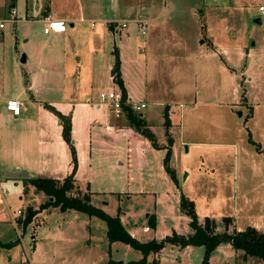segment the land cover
I'll return each mask as SVG.
<instances>
[{
	"label": "rangeland",
	"instance_id": "rangeland-1",
	"mask_svg": "<svg viewBox=\"0 0 264 264\" xmlns=\"http://www.w3.org/2000/svg\"><path fill=\"white\" fill-rule=\"evenodd\" d=\"M24 1L0 0V7L3 8L0 16L6 17L12 5L16 12L15 22H6L0 35V104L5 103L3 100L7 96L16 95L14 93L17 87L16 74L20 75L23 70L21 67L27 66L19 62V57L24 54V49L30 47L32 38L36 37L40 41L44 27L43 23L34 20V16L28 18L29 20H24V16L21 17L24 12ZM258 1L115 0L119 6L136 4L134 12H138V16L134 13L128 16V19L127 15L119 14L116 18L128 19L126 22L122 21L125 25L121 32L127 37L128 44L135 47L138 53L147 37L152 38V46L159 51L167 47L171 48L164 42L170 37L166 31L162 33L158 28L151 34L149 30L147 31L148 19L153 18L155 14L151 12L141 14L140 11L142 4L150 3L157 5L156 14H161L165 10L163 16L167 18L169 27L182 41L183 45L174 49L177 56L190 53L192 61H190L192 66L191 69L189 68L190 71H179L175 76L177 83L182 85V90L174 96L176 102L182 103L178 106L181 111L178 112L177 118L174 117L175 125L164 127L162 117L156 111L158 106L154 104H147L140 109L141 113L150 112L147 120L154 141L166 144L173 141L175 146L184 141L197 148L202 147L196 155L192 154V150L188 152L185 161L181 158L186 155L184 148H180L181 156L179 160L175 159L176 166L195 169L200 175L196 178L188 177L182 183V179H185L184 172L180 175L181 181L178 185L164 170L165 177H161L159 166L163 168L165 150L151 147L152 149L147 151L151 182L154 184L155 192L158 193L152 195L153 198L147 195H139L135 198L121 197V194H118L119 189L125 186L121 173L115 174L104 160L95 164L96 173L88 186V190L95 191L89 196L90 205L110 217H119V212L126 213V216L132 217L125 222V226L129 229L136 226L144 233L147 229L143 227L150 229L148 233L141 232L140 238L137 239L123 227L140 243L153 240L159 242L172 234L187 236L190 233L189 217L180 209L181 198L187 199V195L189 200L192 197L195 199V204L192 202L198 223L197 209L200 215L206 212L219 218L218 221L212 220L217 233L240 232L229 224L234 211L237 229L241 231L247 228V225L264 223V184L262 186L257 184L258 186L254 187L259 175L256 176L255 182L248 175L251 169L250 157L257 147L251 142L249 135L252 131L256 136L259 125L256 127L257 121L245 119V114L248 112L246 99L239 100L236 97L237 89L242 92V87L245 88L246 85L245 67L240 65L245 62L238 63L240 58L228 59L227 56L223 61H228L224 63L217 56L210 54L211 48L222 55L223 52H220L222 49L237 51L236 49L240 48L246 51L249 47H255L258 58L254 60V66H257V74L262 78L259 80L260 84L255 86L257 90L251 92V95L256 105L264 106V15H259L257 11ZM40 2L38 0V4ZM104 2L92 14L85 15L84 21L79 22L80 26L75 25L77 28L71 34L69 41V49L73 46L77 51L73 59L76 60L80 56L84 67L87 56L88 61H93L91 65L93 84L90 91L94 99H97L98 88L103 89L109 84L106 75L100 73L101 57H110L113 47L119 44L120 38L118 32L107 33L99 41L102 54L89 51V41H87L90 31L89 18L99 21L111 17L113 2L112 0H104ZM256 18L260 19L259 23L255 22ZM134 19H136L135 23L132 22ZM140 22L146 24V36L138 33L137 25ZM127 25L128 27L125 28ZM163 35L166 37L163 38ZM27 37H30V41L23 46L22 43L25 42L22 40ZM95 42L97 45L98 42ZM199 47L207 52L209 55L207 58L198 55ZM49 48L47 52L54 55V50L50 46ZM225 66L232 67L233 70L230 72ZM85 71L88 74V71ZM238 112L242 114L240 117H237ZM261 114V109L257 110L255 118L259 120L261 126H264V115ZM2 126L5 128L8 124L4 122ZM216 128H222L223 132L219 134L218 129L217 133ZM233 144L241 149L238 153V164L243 181H237L238 178L234 180L231 175L236 158ZM205 149L206 153L202 151ZM257 162L259 163V160ZM168 163H171L170 158ZM2 179L0 264H107L109 261L125 264L142 259L139 251L125 244L109 243L105 237V224L96 217L71 210L60 212L57 208L49 211L40 210V205L47 199L41 192H36L28 181L23 185L20 183L14 186L10 181ZM235 181H237L238 196L233 202L231 191ZM132 188L135 189V185H132ZM242 192L246 196L244 200L241 197ZM204 198L217 202L210 204L209 201H202ZM29 209L34 213L28 221H25ZM17 212H20V215H17ZM13 219L18 221L12 222ZM225 219L229 222H223ZM202 260V247L179 248L165 245L159 252L147 254L144 257V264H201ZM207 264H264V260L255 257L243 258L241 252L233 250L229 244H220L209 255Z\"/></svg>",
	"mask_w": 264,
	"mask_h": 264
},
{
	"label": "crops",
	"instance_id": "crops-1",
	"mask_svg": "<svg viewBox=\"0 0 264 264\" xmlns=\"http://www.w3.org/2000/svg\"><path fill=\"white\" fill-rule=\"evenodd\" d=\"M40 1V4H38V0H25L24 12L21 17L24 16V20H29L34 16V20L43 23L44 26L47 19L63 21L66 26L60 32L48 31L44 33L42 31V35L39 38L40 41L43 40L42 42L38 41L36 37L32 38L31 41L30 37L22 40V42H25L22 43L23 46L30 41V47L24 49L25 60L23 62L19 61L22 64H27V66L21 67L23 70L20 75L19 73L16 74L17 87L14 92L16 95L7 96L3 100L6 101L9 98L18 99L21 102V114L13 116L5 111V103L0 104V182L2 178V180L10 181L14 186L20 183L23 185V183L27 182L26 180L33 178H47L61 182L70 174V153L67 145L61 139L59 121L44 106L48 104L70 118V133L77 162L73 176L75 191L71 193L72 196L78 195L75 194L76 191L81 195L88 194L89 196L95 193L94 190H88V186L92 183V177L96 173L95 164L100 160H104L108 164L109 169L114 170L115 174L121 173V177H123L125 186L121 187L119 189L120 193H118L121 194V197L135 198V196L147 195L153 198L158 193L155 192L154 184L151 182L147 161V151L152 149L151 144L149 143L150 146H148V141L133 132L125 124L122 114L115 116L103 103L98 101V98H92L90 90H92L93 84V72H91L93 61H88L89 58L87 56L86 67H84L80 56L76 60L73 59L77 53L76 49L73 46L69 49L71 34L80 26L79 22L84 21L85 15L89 16L88 14H92L96 8L101 7L105 3L104 0ZM112 2L111 17H105L99 19V21H94L90 18L88 20L90 30L87 36L89 51L102 54L99 48V41L107 33L118 32L120 36L119 44L113 47V50L116 49L118 54L119 74L126 92V98L133 103L143 102L145 104L144 107L147 104L158 106L156 111L162 117V124V112L166 108L169 125H175V118H177L178 112L181 111L178 106L182 104L181 101L176 102V98L174 97L178 91L182 90V85L177 83L175 76L179 71H190L192 67L190 66V53L177 56L174 49L183 45V43L175 36L174 30L168 25L167 18L163 16L165 10L161 14H156V8L158 7L151 3L142 4L140 11L141 14L143 12L144 14H148L149 12L155 14L153 18L148 19L149 26H147V31L149 30V34L157 28L162 33L166 31L170 34V37L164 42L166 45L169 44L171 48L168 49L169 47H167L159 51L152 46V38L148 39L147 37L138 53L135 47L133 48L128 44L127 37L121 32L123 27L120 26L122 21L126 22L129 19L128 16L134 13L138 16V12H134L136 4L135 6L131 4L119 6L115 0H112ZM2 11L3 8L0 7V12ZM119 14L127 15L128 19L121 18L119 20L116 18ZM135 20L132 22L135 23ZM75 25L77 26L76 28ZM198 27L200 30L199 24ZM147 31L145 36L147 35ZM164 37L166 36L163 35ZM95 41L98 42L97 45ZM49 46L54 50V55L49 51L47 52V50H50ZM211 49L210 54L217 56L221 61L229 56L228 59L232 57L240 58L239 61L237 60L238 63L245 62L240 65L245 67L244 72L246 76L244 78L246 85L245 88L242 87V92L237 89L236 97L239 100L246 99L245 103L248 104L249 108L247 107L248 112L245 114V119L257 121L256 127L259 125L256 136L252 131H250L249 135L251 142L257 147L252 152V157H250L252 160L248 175H250L253 181L259 175L258 182L254 181V187L258 185L262 186L264 184V126H261L259 120L255 117L256 111H260V109L262 111L261 115H264V106L256 105L251 95V92L257 90L255 86L260 84L259 80L262 78L257 74V66H254V60L258 58V53L255 51V47H249L246 51L240 48H237V51L222 49L220 51L223 52L222 55L216 53L213 50L214 48ZM113 50L110 57H101L100 73L101 75H106L105 77H107V83L109 84H106L103 89L98 88V93L107 88L118 90V87L112 80ZM197 52L201 57L207 58L209 56L201 47L198 48ZM17 53L19 52L17 51ZM227 61L223 62L227 63ZM225 68H228L230 72L233 70L229 66H225ZM85 70L88 71V74ZM83 72L86 74H83ZM239 76L237 78L238 83ZM1 79L3 80V77ZM241 93L243 94L241 95ZM137 113L141 114L151 132L150 124L147 120L150 112L147 111L145 114L139 110ZM241 115V113L237 114V117ZM4 122L8 124L5 128L2 126ZM216 129L217 133L219 129V134L223 132L222 128ZM155 144L157 146L156 149H164L165 152L169 150L171 161L169 165L174 171L177 185L181 181L180 175L184 172L185 179H182V183L188 177L196 178L200 175L195 169L191 170L181 165L177 167L175 159L179 160L181 147L184 148V153L186 154L181 157L183 161L187 158L188 152L192 150V154L196 155L202 147L197 148L184 141L179 142L176 146L173 141L171 142V146H168L166 143L155 142ZM233 147L236 152V158L231 175H233L234 180L238 178L237 181H243L238 164V153L241 152V149L234 144ZM202 151L204 153L207 152L206 149ZM257 160H259L260 164ZM159 169L161 177L164 178V169L160 166ZM8 173L26 174V177H8ZM237 181L232 184L231 197L233 202L238 196ZM132 185H135L136 188L133 189ZM235 185L236 187L234 188ZM244 194V192L241 194L243 200L246 197ZM187 199L189 200L188 195ZM190 199L189 201H193L195 204V199L193 197ZM202 201L208 202L209 200L204 198ZM209 202L210 204L212 202L216 204L217 201ZM50 209L52 208L48 207L44 210L49 211ZM197 213L199 224L202 223L203 218L214 219V221L219 220V218L211 216V214L206 212L200 215L198 209ZM126 215L124 212H119L118 218L125 230L132 237L139 239L141 232L145 234L150 231L147 227H143L147 229V232L145 231L144 233L142 229L132 226V224L131 229L127 228L125 222L132 217ZM235 215L234 211L233 216L229 219V224L237 231H241V229H237ZM15 221L18 220L13 219L12 222ZM246 227H252L264 234V223H253ZM191 233L190 229L189 234Z\"/></svg>",
	"mask_w": 264,
	"mask_h": 264
},
{
	"label": "trees",
	"instance_id": "trees-1",
	"mask_svg": "<svg viewBox=\"0 0 264 264\" xmlns=\"http://www.w3.org/2000/svg\"><path fill=\"white\" fill-rule=\"evenodd\" d=\"M113 65H112V80L118 87L121 93V114L125 124L137 133L143 139L148 141L152 147H157L153 135L149 131L141 114L134 112L129 105L124 103L126 99V92L119 74V61L116 49L113 50ZM59 121L61 126L60 136L62 141L67 145L71 157V172L61 182L47 179V178H33L28 179V183L35 189L36 192H41L46 197V202L40 205L39 209L43 210L48 207L57 208L60 212L76 211L83 213L89 217H96L105 224V237L109 243L119 242L129 246L130 248L139 251L142 259L135 262H127L125 264H144V257L149 253L159 252L165 245H174L179 248L202 247L203 260L201 264H207V260L211 252L215 250L220 244H229L235 251H239L242 257H255L264 260V234L256 231L252 227H247L240 232H232L231 234L216 233L215 223L212 220L204 219L202 224L197 222V218L193 209V203L188 199L181 198L180 209L187 217H189V227L192 231L190 235L179 236L172 234L169 237L163 238L159 242L149 241L147 243H140L133 239L121 225L118 216L110 217L102 212L100 209L90 205V198L88 194H79L77 191L72 196L71 193L75 191L73 185V176L76 170V155L74 145L70 133V118L68 115H63L51 105H44ZM163 125H169L167 116V109L164 108L162 112ZM169 150L165 153L163 162L164 171L170 179L176 183L174 171L169 167ZM30 209L27 211L25 221H28L33 215ZM223 222H229L225 219ZM107 264H122L121 262L109 261Z\"/></svg>",
	"mask_w": 264,
	"mask_h": 264
},
{
	"label": "built area",
	"instance_id": "built-area-1",
	"mask_svg": "<svg viewBox=\"0 0 264 264\" xmlns=\"http://www.w3.org/2000/svg\"><path fill=\"white\" fill-rule=\"evenodd\" d=\"M257 11L259 15H264V0H259L257 3ZM15 9L14 7L10 8L7 12V16L3 17L0 16V33L1 30L4 28L6 22L14 23L15 22ZM125 23L121 22L120 26L124 27ZM65 24L63 21H53V20H46V25L43 27L42 31L44 33L48 31H55L60 32L63 31L65 28ZM138 33L141 36H145L146 34V24L145 22H140L137 25ZM98 101L103 103L107 109L113 112L115 116L121 114V93L119 90H113L111 88H107L102 90L98 93ZM124 103L129 105L130 108L134 112H138L141 108L145 106L143 102L140 103H133L129 101L127 98L124 100ZM5 111L9 112L13 116H19L21 114V102L18 99L9 98L5 101L4 104ZM20 212H17V215Z\"/></svg>",
	"mask_w": 264,
	"mask_h": 264
},
{
	"label": "water",
	"instance_id": "water-1",
	"mask_svg": "<svg viewBox=\"0 0 264 264\" xmlns=\"http://www.w3.org/2000/svg\"><path fill=\"white\" fill-rule=\"evenodd\" d=\"M255 22L259 23V19L256 18ZM24 60H25L24 54H21L19 61L23 62ZM237 114L239 115L240 113L238 112ZM168 146H171V142L168 143ZM7 176L8 177H26V174H20V173L19 174H12V173H8Z\"/></svg>",
	"mask_w": 264,
	"mask_h": 264
}]
</instances>
